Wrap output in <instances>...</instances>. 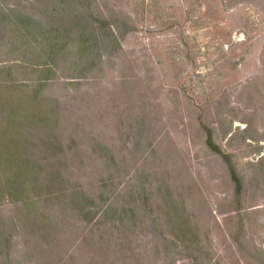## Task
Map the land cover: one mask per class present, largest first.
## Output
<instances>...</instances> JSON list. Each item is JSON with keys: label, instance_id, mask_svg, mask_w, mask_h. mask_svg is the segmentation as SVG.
<instances>
[{"label": "rangeland", "instance_id": "1", "mask_svg": "<svg viewBox=\"0 0 264 264\" xmlns=\"http://www.w3.org/2000/svg\"><path fill=\"white\" fill-rule=\"evenodd\" d=\"M0 264H264V0H0Z\"/></svg>", "mask_w": 264, "mask_h": 264}]
</instances>
